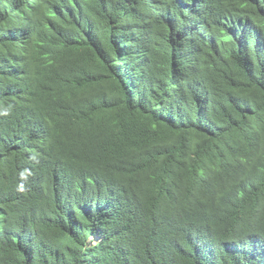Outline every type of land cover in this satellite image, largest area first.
Instances as JSON below:
<instances>
[{
    "label": "trees",
    "instance_id": "1",
    "mask_svg": "<svg viewBox=\"0 0 264 264\" xmlns=\"http://www.w3.org/2000/svg\"><path fill=\"white\" fill-rule=\"evenodd\" d=\"M0 264H264V0H0Z\"/></svg>",
    "mask_w": 264,
    "mask_h": 264
}]
</instances>
